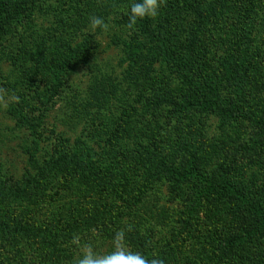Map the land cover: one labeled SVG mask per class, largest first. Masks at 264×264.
Returning a JSON list of instances; mask_svg holds the SVG:
<instances>
[{
  "label": "rangeland",
  "instance_id": "1",
  "mask_svg": "<svg viewBox=\"0 0 264 264\" xmlns=\"http://www.w3.org/2000/svg\"><path fill=\"white\" fill-rule=\"evenodd\" d=\"M2 1L0 264H264V0Z\"/></svg>",
  "mask_w": 264,
  "mask_h": 264
},
{
  "label": "clouds",
  "instance_id": "2",
  "mask_svg": "<svg viewBox=\"0 0 264 264\" xmlns=\"http://www.w3.org/2000/svg\"><path fill=\"white\" fill-rule=\"evenodd\" d=\"M163 0H132L129 5V24L131 28L136 22L145 19L155 18L160 10ZM108 24L104 18L92 16L89 20V28L95 30L100 28L104 31L108 30ZM123 233L118 232L117 240H122ZM78 264H163L159 259H146L139 253L125 251L123 245L116 247L115 250L105 257L97 258L90 250L86 251L84 256L79 259Z\"/></svg>",
  "mask_w": 264,
  "mask_h": 264
},
{
  "label": "trees",
  "instance_id": "3",
  "mask_svg": "<svg viewBox=\"0 0 264 264\" xmlns=\"http://www.w3.org/2000/svg\"><path fill=\"white\" fill-rule=\"evenodd\" d=\"M2 4H5L4 0L2 1ZM6 13H7V10L5 8L4 9H2V8L0 9V15H5ZM259 124L261 125V129L264 131V118L259 120ZM189 175H188L189 178L195 177V176H191V175L189 176ZM224 187L227 188V190H226L227 194L238 198L239 193L232 185L226 183L224 185ZM256 213L258 215V219L261 220L260 222H257V225H259V227H260V228L258 227V231H260L261 229L262 230L264 229V228H262V227H264V215L262 214L261 210L256 211Z\"/></svg>",
  "mask_w": 264,
  "mask_h": 264
}]
</instances>
